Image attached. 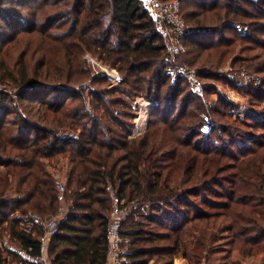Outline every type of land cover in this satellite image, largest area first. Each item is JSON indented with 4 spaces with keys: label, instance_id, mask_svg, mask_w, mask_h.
<instances>
[{
    "label": "trees",
    "instance_id": "obj_1",
    "mask_svg": "<svg viewBox=\"0 0 264 264\" xmlns=\"http://www.w3.org/2000/svg\"><path fill=\"white\" fill-rule=\"evenodd\" d=\"M15 1L36 11L42 9L39 0ZM67 1L63 2V10L75 13L67 34L72 37L75 52L68 54L69 57L76 58L86 52L93 54L123 75L122 84L128 94L145 92L150 97L152 82L158 80L155 96H152L156 107L151 110L150 117L161 118L163 127H169L171 132L180 129L182 135L173 134L174 150L164 151L158 157L154 140L166 131L154 120L143 134L129 138L131 126L126 129L118 123L113 105L118 103L130 107L132 104L119 96L104 99L109 93L118 91L116 88L113 91L92 89L91 93H97L95 97H98L96 102L99 104L94 107V102L82 98L83 89L72 86L57 88L54 84L49 86L37 82L26 69L11 80H4L3 74L0 75V83L6 86L0 89V264H11L12 261L15 264H43L41 256L44 249L52 264H104L108 245L106 230L114 198L122 200L126 210H134H130V217H127V211L121 230L123 245H127L126 248L123 246L126 257L133 264H147L157 253L159 242L171 239L164 253L168 256L179 252L186 255L183 237L193 238L196 234L205 233L220 218L218 229L232 231L241 238V243L248 245L247 254L254 247L258 250L259 240L264 236V161H256L252 154V157L244 159V162L253 159L249 172L243 171L247 169L244 165L231 177L219 179L225 167L217 164L213 169H206L203 179H200L194 176L196 159L190 158L186 151L188 162L184 179L173 183L169 172L163 175V169L175 168L182 163L184 157L180 148H189L207 156L200 141L193 142L184 136L189 130L195 137L201 135L200 121L186 122V118L194 116L189 110L194 101L189 99L190 95L186 96L178 85L167 89L171 100L169 95L160 98L161 88L168 80L160 69V62L168 50L167 36L158 30L140 0ZM177 1L179 14L185 23L191 20L194 24H203V13L208 12L217 18L211 30L193 31L186 35L187 50L180 54L189 53L192 57L190 64L215 44L219 47L226 44L218 23L240 21L244 16L257 19L264 14L263 9L255 7L264 5V0L258 3L252 0ZM7 2L0 0V18L8 19V10L15 12L11 2ZM36 17L26 29H32L35 24L34 28L49 30L40 24L38 26ZM26 18L22 17L20 21L28 22ZM228 26L226 24L224 28ZM249 26L245 40L253 42L255 33L264 29V23L251 20ZM229 27L233 26L230 24ZM227 49L232 51L235 47L219 51L225 53ZM198 75L206 79L216 77L209 72ZM104 78L110 80L111 76L104 75ZM8 85L16 89L14 93L7 89ZM182 96L186 98L182 99ZM77 98L81 100L77 101ZM163 100L171 102L164 111L166 102ZM180 103L182 108L178 107ZM87 106L94 109L88 111ZM172 107L173 113L179 109L180 112L168 118L171 114L167 116L165 112ZM248 114L239 119L242 126L250 125ZM255 123L250 126L259 127ZM224 133L231 137L227 128ZM160 142L159 146H164L162 137ZM207 147H210L207 152L212 155L210 159L227 155L216 150L210 142ZM236 149L241 153V148L236 146ZM62 170L65 191L59 194L54 174ZM189 182L192 183L185 184ZM222 183L230 186V194L223 196L225 200L217 197L218 193L222 196ZM247 196L252 198L246 200ZM64 198L70 199V208L58 218L57 227L47 243L43 242L41 236L47 231V223L42 220L53 215ZM248 201L252 204L249 205ZM153 226L166 230L161 232ZM5 230L18 250L2 247L1 235Z\"/></svg>",
    "mask_w": 264,
    "mask_h": 264
},
{
    "label": "rangeland",
    "instance_id": "obj_2",
    "mask_svg": "<svg viewBox=\"0 0 264 264\" xmlns=\"http://www.w3.org/2000/svg\"><path fill=\"white\" fill-rule=\"evenodd\" d=\"M7 1L5 0V2ZM252 1L259 2V0ZM10 2L15 12L8 10L6 14L8 19L0 18V75L3 74L2 78L4 80H11L26 69L30 76L34 75L37 82L48 84L49 86L54 84L57 88L72 86L76 89H83L82 98L86 101L94 102V107L99 106L96 102L98 97H95L97 93H91V91L99 89L113 91L116 88L118 91L109 93L104 99L107 100L110 97L119 96L132 104L130 107L118 103L113 105V113L119 118L118 123L124 125L126 129L131 126L129 138L143 134L146 128L149 125L151 126L154 120H157L156 122L159 126L161 125V129L166 131L161 133L164 146H159L161 145V137L159 135L155 140L153 139L157 156L159 157L164 151L170 152L174 150L176 143L171 138L176 134L182 135V131L177 129L175 132H171L169 127H163L161 118L154 119L150 117L151 110L156 107L152 96H155L154 89L158 84V80L152 82L153 93L150 97L145 92L128 94L126 86L122 84L123 75L99 61L93 54L86 52L78 54L76 58L69 57L68 54L75 52L72 37L67 35L70 29L69 24L75 18V13L69 12V9L63 10L64 0H59V2L58 0H39L42 5L41 11L28 8L27 5L18 3L15 0H9L7 3ZM67 2H70V0ZM247 6L249 9H254L249 5ZM255 7L264 10V5ZM35 15H37L36 18L39 23L35 19L34 21L38 23V26L40 24L44 28H49V30L41 31L38 28H34L35 24L32 29H26ZM263 15L262 13L257 19L244 16L240 21L218 23L217 27L222 29L221 36L226 41V44L222 43L225 45L220 47L215 44L214 47L208 49L210 51L206 50L197 56L195 63H189L192 58L189 53L186 55L180 53L172 54L169 49L164 60L160 62V69L163 70L168 78L167 83L161 88L160 98L162 99L164 98L163 96L169 95L171 100V95L167 89L178 85H181L186 96L187 94L188 96L190 95L189 99L194 101L190 104L189 110L194 113V116L186 118V122L200 121L199 132H201V135L195 137L191 133L193 131L189 130L184 136L190 138L193 142L195 140L200 141V144L206 148L204 151L207 155H200L189 148H180L184 157L182 163L175 168L169 166L163 169V175L169 172L173 183H179L184 179V170L188 162L186 161L187 152L190 158L196 159L197 164L194 176L200 179H203L202 174L206 169H213L217 164L225 167V170L219 175V179L231 177L236 169H242L244 165L247 169L243 171L249 172L252 168L253 159L249 162H244V159L252 157V154L255 155L256 161L260 163L264 161V47H262L264 44V29L255 33V41L245 40V36L250 30L249 22L251 20H259L264 23ZM24 16L27 17L28 22L23 21L24 19L20 21L22 17L25 18ZM216 19L215 14L208 12L203 13L204 22H201L203 24H194L191 20H186V24L194 29H212V26H215ZM19 24L21 27L15 28ZM226 24H229V26L231 24L233 27L224 28ZM227 42H231V44L227 45ZM227 47H235V49L232 51L227 49L228 51L225 53L219 51ZM169 63L173 64L175 68H183V73H168ZM208 72L215 74L216 77L206 79V77L202 78L198 75L208 74ZM190 73L193 74L194 80L188 79L187 74ZM104 75L111 76V79L107 80ZM2 88H6V86L0 83V89ZM7 89L13 93L16 90L12 85H8ZM186 96L184 98L182 96V99H185ZM79 99L77 98L76 100L78 101ZM170 100H167V102L163 100L166 102L163 111L171 103ZM178 107H181V103L178 104ZM91 108L87 106L88 111ZM99 109L103 111L102 108L99 107ZM172 110L173 107L170 108L169 112H165L167 116L171 114L168 118H172L178 111L180 112V109L174 113ZM246 113H249L248 116L250 117L247 118V122L250 125L259 119L261 120L255 123L259 124V127L256 125L242 126L240 124L239 119H244V114ZM226 128L231 133V137L224 133ZM208 142L212 143L216 150L225 152L227 155L220 158L219 156H214L216 160L210 159L212 155L207 154L210 149V147H207ZM232 142L236 144H231ZM254 142H257V144H254ZM157 146H159V150H157ZM236 146L241 148V153L236 152ZM246 150L247 152L243 155ZM237 164L238 166L236 167ZM54 175L57 184L62 182L65 185L63 170L58 171ZM252 179L254 180V178ZM216 188L218 189L217 186ZM229 188L230 186L227 183L221 184L220 194L222 196L220 197L219 193L217 194L219 200H225L223 196L230 194ZM64 191H59L61 192L59 194ZM251 198L247 196L246 200ZM248 204L251 205V201H248ZM70 205V199H62L56 212L42 221L48 223L56 218L58 220L59 217L65 214L66 210H69ZM61 206L64 208V212L59 217H56L60 213L58 208ZM130 210L134 211L133 209H127L129 213L127 217H130ZM216 220L213 222L215 225L209 226L205 233L196 234L193 238L183 237L182 246L187 252L186 255L179 252L173 256H168L164 253V248L171 244V239L170 241L159 242L158 251L150 260L154 264H165L167 262H170L169 264H264V236L259 240L258 250L254 247L250 254H247L248 245L241 243L242 239L237 238L232 231L218 229L220 227L219 221L222 218L219 221ZM154 228L161 232L166 230L160 226H155ZM2 233V247L7 246L10 249L18 250L17 244L10 241L7 231L5 230ZM123 246L127 247L126 244ZM45 251L46 249H44V253ZM45 255L47 257V253ZM8 261L11 262L12 260L8 258ZM11 264H15V261H12Z\"/></svg>",
    "mask_w": 264,
    "mask_h": 264
},
{
    "label": "built area",
    "instance_id": "obj_3",
    "mask_svg": "<svg viewBox=\"0 0 264 264\" xmlns=\"http://www.w3.org/2000/svg\"><path fill=\"white\" fill-rule=\"evenodd\" d=\"M148 14L154 21L158 30L168 38V49L172 54H179L186 50L185 37L194 29L186 25L181 18L180 4L175 1H161V0H140ZM168 73L176 72L183 73V68H175L173 64L169 63L167 68ZM243 75H245L243 73ZM189 80H194L193 74H187ZM197 86V85H196ZM65 185L62 182L58 183L59 191H64ZM59 217L64 212V208L59 207ZM127 210L122 205V200L114 198L113 208L109 218V224L106 230L108 245H107V259L104 264H133L131 260L126 257V250L123 247L124 239L121 234L124 217ZM57 218L46 224L47 231L41 236V240L46 242L50 239L51 234L57 227ZM42 254L41 260L43 264H52L51 261ZM147 264H154L151 260Z\"/></svg>",
    "mask_w": 264,
    "mask_h": 264
},
{
    "label": "water",
    "instance_id": "obj_4",
    "mask_svg": "<svg viewBox=\"0 0 264 264\" xmlns=\"http://www.w3.org/2000/svg\"><path fill=\"white\" fill-rule=\"evenodd\" d=\"M205 30H211L210 28H208V29H192L191 31L193 32V31H205Z\"/></svg>",
    "mask_w": 264,
    "mask_h": 264
},
{
    "label": "crops",
    "instance_id": "obj_5",
    "mask_svg": "<svg viewBox=\"0 0 264 264\" xmlns=\"http://www.w3.org/2000/svg\"><path fill=\"white\" fill-rule=\"evenodd\" d=\"M45 253H46V251H45ZM45 253H44V251H43V255H44V256H46Z\"/></svg>",
    "mask_w": 264,
    "mask_h": 264
}]
</instances>
